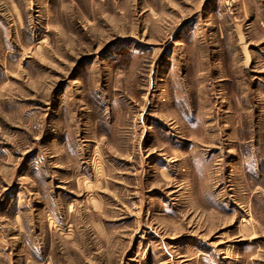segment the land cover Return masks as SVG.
Returning a JSON list of instances; mask_svg holds the SVG:
<instances>
[{
    "label": "rangeland",
    "instance_id": "obj_1",
    "mask_svg": "<svg viewBox=\"0 0 264 264\" xmlns=\"http://www.w3.org/2000/svg\"><path fill=\"white\" fill-rule=\"evenodd\" d=\"M0 264H264V0H0Z\"/></svg>",
    "mask_w": 264,
    "mask_h": 264
}]
</instances>
